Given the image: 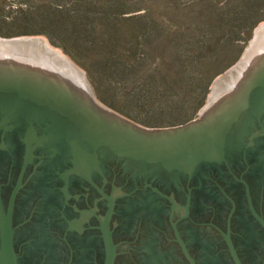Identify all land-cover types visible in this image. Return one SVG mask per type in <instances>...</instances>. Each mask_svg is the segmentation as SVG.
Listing matches in <instances>:
<instances>
[{
	"label": "flooded vegetation",
	"instance_id": "af4514ba",
	"mask_svg": "<svg viewBox=\"0 0 264 264\" xmlns=\"http://www.w3.org/2000/svg\"><path fill=\"white\" fill-rule=\"evenodd\" d=\"M16 97L0 89V194L7 212L13 200L18 264H105L108 197L114 264H191L181 243L195 264H236L230 243L242 264L264 263L252 212L264 219V114L246 135L228 127L211 162L179 170L101 155L90 170L56 132L39 139L44 119Z\"/></svg>",
	"mask_w": 264,
	"mask_h": 264
},
{
	"label": "water",
	"instance_id": "95a60500",
	"mask_svg": "<svg viewBox=\"0 0 264 264\" xmlns=\"http://www.w3.org/2000/svg\"><path fill=\"white\" fill-rule=\"evenodd\" d=\"M264 24L255 30L250 48L245 51L244 62L255 46L263 44ZM17 40L0 38V50L6 57L0 59V89L16 94L24 102H29L35 107L33 112L37 117L44 119L42 136L39 139L49 138V135L62 136L74 152L79 150L78 144L83 145L88 153L94 156H108L126 161L133 166L138 160L156 162L162 160V165L170 169L185 170V167L177 165V160L190 148H197L198 158L187 163V168L193 167L196 162H211L216 158L206 156L203 148L207 139L218 140L225 138L228 127H240L238 122L246 110H243L232 123L224 124L217 136L209 137L210 125L208 119L222 104L230 103L240 98V89L247 88L248 82L245 69L239 74V81L233 82L227 95L220 99H213L202 111L199 118L179 127L150 129L134 123L119 115L98 102L90 93V90L81 77V73L61 55L53 54L51 62H44L37 69L24 67L21 69L14 58L10 57L8 49L16 44ZM238 68V67H237ZM230 72V76L237 70ZM238 71V70H237ZM236 71V72H237ZM257 80L251 85V90L246 94L245 100L249 104L251 112L248 114L250 121L247 127L240 129L241 134L249 133L250 126L261 123L260 118L264 114V86ZM25 88V90H24ZM29 88V90H27ZM238 94V97L237 95ZM244 98V97H243ZM218 104L221 106L218 107ZM214 110V111H212ZM247 113V112H246ZM56 132V133H55ZM264 133V130H263ZM214 137H218L214 139ZM72 140H75L73 143ZM215 143V144H216ZM196 149V148H195ZM222 152V151H221ZM221 152L220 156L221 157ZM175 159V160H174ZM190 170V169H189ZM17 193V190L15 191ZM15 196V194H14ZM250 197V196H249ZM109 210L107 213V226L104 229L106 242L105 264H114L115 246L112 240L109 223L114 211V201L108 197ZM13 200L8 212L5 211L0 194V262L1 264H18L14 249V228L12 223ZM252 212L264 228V219L252 208ZM183 246L185 255L191 264H195L186 247ZM236 264H242L231 243L229 244ZM264 264V263H263Z\"/></svg>",
	"mask_w": 264,
	"mask_h": 264
},
{
	"label": "trees",
	"instance_id": "16d2710c",
	"mask_svg": "<svg viewBox=\"0 0 264 264\" xmlns=\"http://www.w3.org/2000/svg\"><path fill=\"white\" fill-rule=\"evenodd\" d=\"M237 1L160 0L159 9L154 10L148 5L149 0H33L25 5L23 17L15 21L13 28L21 35H45L79 67L111 79L121 75L124 83L133 85L129 74L142 63L155 69L164 63L184 71L189 63L200 62L201 68L210 63L208 59L223 44L234 45L245 31L243 11ZM160 22L169 24L171 34L175 35L170 39L166 58L161 59L152 54L164 39L163 31L166 33ZM3 31L0 28V35H4ZM193 40L196 42L192 43ZM215 40L218 42L214 48L208 49ZM180 43L186 45L182 50ZM190 46L194 49L193 56L185 58ZM207 85L196 94L194 103L191 101L193 112L205 102ZM154 94L158 95L151 92L144 96H151L155 102ZM189 119L185 115L181 121Z\"/></svg>",
	"mask_w": 264,
	"mask_h": 264
},
{
	"label": "rangeland",
	"instance_id": "374dc122",
	"mask_svg": "<svg viewBox=\"0 0 264 264\" xmlns=\"http://www.w3.org/2000/svg\"><path fill=\"white\" fill-rule=\"evenodd\" d=\"M32 1L0 0V28L4 30V35H0V38L17 40V43L8 49L10 57L14 58L12 60L16 61L21 69H24V67L37 69L43 66L44 62H51L53 54L61 55L79 70L91 95L98 102L113 110L115 113L150 129L171 128L197 119L202 109L211 102L212 98L220 99L225 91L228 92L231 89L233 82L239 81V74L245 69L248 70L244 75L248 77L252 65L249 61V56L246 59L247 63H243L245 60L243 56L245 51L250 48L255 30L261 24H264V0H238V8L243 11L245 31L240 34L234 45L223 44L224 46L220 48L217 54H212L211 58L210 54H208L210 63L206 62L201 65V68H199L200 62H196L195 65L189 63L188 68L184 71L177 70L172 65H166L164 63H160L157 69L142 63L129 74L132 77L131 82L133 85H128L130 83H124L121 75H118L115 79H111L100 76L99 74H93L79 67L63 49L56 47L45 35L19 34V31L13 28V25L15 21L17 22L20 17H23L24 13L22 11H25V5L31 4ZM216 2L221 3V0H216ZM159 3L160 0H149L148 5L155 10L159 9ZM159 24L163 30L166 29V33L163 31L164 39L158 44V46L160 45L158 51L152 54L154 55L153 57L161 59L166 58L170 46V39L175 35L171 34L172 31L170 30L169 24L165 22H160ZM233 26L237 27L238 25ZM35 28H37L36 25ZM177 35L179 36L180 34ZM194 42L196 41L193 40L192 43ZM217 42L215 40L211 43V46L208 44L210 46L208 49L214 48ZM201 43L204 44V42ZM179 45L183 46L180 48L181 50L186 47L184 43H180ZM189 48H186L188 53L185 58L193 56V46ZM252 53H254V50L250 55ZM5 57V53L0 50V59ZM167 62L169 61L167 60ZM236 68L238 71L236 70L237 72L235 71L230 76L229 73ZM207 84L209 85V90L205 102L199 109L193 112L191 101L194 103L197 97L196 94L200 93L203 88L205 89ZM133 89L135 92L130 91ZM240 91L244 92L245 89H240ZM151 92L158 93V95L154 94L153 96V99H156L155 102L151 101V96H144V94H151ZM158 100L161 102H156ZM218 106H221V104H218ZM185 115L191 119L181 121ZM178 120L181 121L179 124L166 126V124H170V122L174 123ZM0 124L5 125V128L8 126L6 120H1ZM37 130L38 126L30 123L24 132V135H27L24 139L29 141L33 137H36ZM72 141L75 143V140ZM77 144L79 148L77 151L80 154L82 153V158L79 156L84 167L93 170L94 164L97 162V160H94L95 156L92 153H88L83 145L80 143ZM50 148L53 149L51 146ZM117 187L119 186L117 185Z\"/></svg>",
	"mask_w": 264,
	"mask_h": 264
},
{
	"label": "bare ground",
	"instance_id": "6f19581e",
	"mask_svg": "<svg viewBox=\"0 0 264 264\" xmlns=\"http://www.w3.org/2000/svg\"><path fill=\"white\" fill-rule=\"evenodd\" d=\"M262 42L263 44H260L259 46H255L254 53H252V55H249L250 57L249 61L251 62L252 69L248 74V77H246L248 81L246 83H248V86L247 88H243L245 89V91L244 92L239 91L241 95H239L240 98L238 100L236 98V100H232L230 103L227 104L224 103L222 104L223 106L222 108L218 106L216 109H218L219 107L220 108L217 111L213 112L210 116V119H208L210 125H206V126H208V129L210 131L209 137H211V135L217 136V131H219L224 124L232 123L234 118H237L238 114L243 109L244 110L247 109L248 112L246 115L243 116L244 119L240 121V125H241V129L247 127V124L249 122L248 113H250L251 110L249 108V104L246 102L247 100H245L246 94L244 93L246 91H250L251 85L252 84L254 85L257 80H260L259 82L262 83L264 86V39L262 40ZM27 90H29V88H27ZM236 95L238 97V94ZM216 138L214 137V139ZM216 141L217 143L215 142V140L212 141V138L210 139L208 138L205 143L206 146L203 148V150H205L206 156L209 157L210 159L216 158L220 154L219 147L222 145L223 138L219 137L218 140ZM194 147L196 149L190 148L185 153H183L177 160L174 159L177 165L186 167L187 163H191V161L197 160L199 156L197 155L198 153L197 150L200 148H197L196 145Z\"/></svg>",
	"mask_w": 264,
	"mask_h": 264
}]
</instances>
